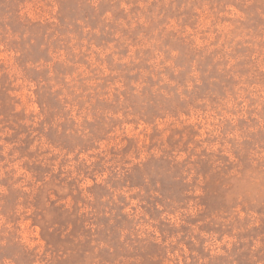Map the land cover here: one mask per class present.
Listing matches in <instances>:
<instances>
[{
	"label": "rangeland",
	"instance_id": "rangeland-1",
	"mask_svg": "<svg viewBox=\"0 0 264 264\" xmlns=\"http://www.w3.org/2000/svg\"><path fill=\"white\" fill-rule=\"evenodd\" d=\"M0 264H264V0H0Z\"/></svg>",
	"mask_w": 264,
	"mask_h": 264
}]
</instances>
